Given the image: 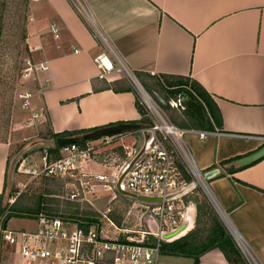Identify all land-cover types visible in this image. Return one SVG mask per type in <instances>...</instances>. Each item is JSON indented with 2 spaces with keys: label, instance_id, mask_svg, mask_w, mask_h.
Listing matches in <instances>:
<instances>
[{
  "label": "crops",
  "instance_id": "crops-1",
  "mask_svg": "<svg viewBox=\"0 0 264 264\" xmlns=\"http://www.w3.org/2000/svg\"><path fill=\"white\" fill-rule=\"evenodd\" d=\"M26 35L40 56L32 104L41 106L52 133H75L63 137L123 125L116 143L140 146L147 128L137 122L141 102L123 71L149 93L150 78L196 81L216 103L226 134L192 123L179 128L207 135L186 132L184 143L201 173L219 169L206 184L226 217L222 224L236 245L240 239L247 246L254 264H264V156L238 164L264 144V0H33ZM102 52L122 72L99 78L94 57ZM234 157L240 158L221 164ZM232 166L244 167L227 172ZM198 264L230 262L213 247Z\"/></svg>",
  "mask_w": 264,
  "mask_h": 264
},
{
  "label": "built area",
  "instance_id": "built-area-1",
  "mask_svg": "<svg viewBox=\"0 0 264 264\" xmlns=\"http://www.w3.org/2000/svg\"><path fill=\"white\" fill-rule=\"evenodd\" d=\"M94 64L99 78H106L112 71L122 72L107 52L96 55ZM141 96L140 102L152 121L146 129L151 138L131 166L143 140L140 146L118 144L123 149L120 154L115 134L61 146L44 145L38 149V158L14 163L6 204L13 203L21 193H33L37 181L54 179L60 181L57 197L62 202L89 206L96 215L74 218L40 214L30 229H9L6 223L0 229V247L9 252L11 264H172L163 259L161 244L168 241L162 234L178 228L194 214L196 205L185 200L193 188L182 195L167 196L191 183L178 164L188 177L195 178L194 188L196 183L201 185L202 173L184 143V135L192 132L204 139L207 133L177 127L153 99L150 105ZM185 100L186 96L178 93L169 105L183 111ZM124 171L120 181L124 191L160 200L142 201L119 193L117 183ZM103 192L111 195L102 207H97L95 201L102 198ZM120 197L129 209L117 223L112 218L113 204ZM236 243L248 264H254L247 246L240 239Z\"/></svg>",
  "mask_w": 264,
  "mask_h": 264
},
{
  "label": "rangeland",
  "instance_id": "rangeland-1",
  "mask_svg": "<svg viewBox=\"0 0 264 264\" xmlns=\"http://www.w3.org/2000/svg\"><path fill=\"white\" fill-rule=\"evenodd\" d=\"M33 0H7L6 8L0 9V14L5 22L3 35L0 38V186L2 187L1 206L7 202L6 196L10 189V184L13 181V166L18 160H31L34 156L38 158L39 150L44 145L33 142L40 139H49L51 137V130L49 128L48 120L41 106H34V95L39 91V85L36 80V70L39 63V53L35 48L29 47L27 39L21 40V34H26L29 27V16ZM40 65V64H39ZM125 81L136 91L138 99L141 100L143 93L133 82L132 77L123 71ZM139 81V79H137ZM142 80V79H140ZM143 81H139L142 88ZM151 86V92H147L149 96L158 104L166 113L170 122L178 127L194 124V120L189 118L184 111L171 108L169 105L170 99L173 97L168 89L163 86L162 79L150 78L147 80ZM146 86V85H145ZM147 87V88H148ZM148 88V89H149ZM146 90V89H145ZM168 105V106H167ZM96 140V139H93ZM117 143H121L117 141ZM116 145V144H115ZM118 145V144H117ZM118 151L123 154V149L118 145ZM23 180V176L17 177ZM190 182H194L195 178L189 176ZM7 182V188L4 189V183ZM189 183V182H188ZM190 184V183H189ZM188 184V185H189ZM46 181H37V185L33 189L35 195L43 192ZM51 189L56 195L60 194V185H50L47 187ZM110 192H103L101 199L95 201L97 207H102L107 201ZM204 197L212 209V215L217 217L221 223L224 221L222 215L217 210L214 202L205 192L203 187L196 183V188H193L185 198L195 203V198L199 205H203ZM59 203L58 207L64 208V203L55 198ZM197 203H195L196 205ZM88 207V206H85ZM85 207H81L83 209ZM114 212L112 218L117 222L126 215L129 209L128 203L118 198L113 204ZM195 225L197 220V208L195 210ZM131 217V216H130ZM137 217V215L135 216ZM34 219V218H33ZM32 218H10L6 223L9 229H30L34 226ZM211 223L210 214L207 209L201 211L199 214V225ZM169 261H172L169 260ZM0 264H11V256L7 250L0 247Z\"/></svg>",
  "mask_w": 264,
  "mask_h": 264
},
{
  "label": "trees",
  "instance_id": "trees-1",
  "mask_svg": "<svg viewBox=\"0 0 264 264\" xmlns=\"http://www.w3.org/2000/svg\"><path fill=\"white\" fill-rule=\"evenodd\" d=\"M6 1L7 0H0V9L4 7L6 8ZM4 24L5 22L3 21L2 25V17L0 14V38L3 35L2 26H4ZM21 35V40L25 41L27 38L26 34L23 33ZM163 86L168 89L169 93H171L173 97H176L178 93H183L186 96V99L195 101L200 105L204 113V121L198 119L197 116L189 109L186 108L184 110V113L189 116V118L194 120L195 124L197 123V128L207 132L226 134V131L223 129L222 117L216 103L196 81L190 79H181L180 81L173 83H163ZM137 108L141 114L140 120L137 121L140 124V128H148L151 126L152 121L148 116L145 107L137 102ZM73 134L75 133H51V137L49 139L59 136H71ZM238 158L240 157L226 159L222 161L221 164L232 163ZM178 166L185 177L189 180V177L186 175L182 166L180 164H178ZM243 167L244 166H232L227 170V172L232 173ZM45 181V188L43 192L39 194L28 195L34 193L25 192L21 193L11 204H5L4 206H1L2 202L0 203V229L4 227L10 218L13 217L33 219L40 214H57L63 217L70 216L74 218H86L96 215V213L89 206L85 207L65 202H63L65 204L64 208L58 207L59 203H56L57 205L55 206V201H57L55 198L57 195L47 187H50V185H60V181L54 179H47ZM3 187L4 189L7 188V182L4 183ZM202 198L203 205H199L198 200L195 198V203H197V220L194 229L178 239L170 242H162V254L192 256L194 258L193 264H198L199 256L202 253L213 247H218L223 252L230 264H244L233 238L229 235L221 221L212 215V209L205 201L203 196ZM185 200L188 201L187 198H185ZM81 207L85 208L80 209ZM205 209L209 211L211 223L209 225H199V214L201 211H205Z\"/></svg>",
  "mask_w": 264,
  "mask_h": 264
},
{
  "label": "water",
  "instance_id": "water-1",
  "mask_svg": "<svg viewBox=\"0 0 264 264\" xmlns=\"http://www.w3.org/2000/svg\"><path fill=\"white\" fill-rule=\"evenodd\" d=\"M185 105H186V108L189 109L190 111H192L201 121L205 120L202 108L200 107V105L197 102L188 99V100L185 101ZM122 130H124V126L123 125L116 126V127L100 128V129H96L94 131H91L89 133H86L85 135H83L82 138L59 136V137L51 138V139L36 140L35 142L32 143V145H35L37 143L38 144L41 143L43 145H52V146H56L57 145V146H61L63 144H66V143H69V142H75V141H78V140H81V139H83V140L96 139L98 137L111 135V134L120 132ZM142 134H143L142 146H141L139 152L136 154V156L129 163V166H131L133 164V162L141 155V153L144 150V146H145L146 142L149 141L150 138H151V132L149 130H144L142 132ZM263 156H264V144L259 149H257L256 151L250 153L249 155H247L245 157L240 158L238 160V164L239 165H246L248 163L256 161L257 159H259V158H261ZM126 171H127V169H126ZM126 171H124L120 175V177L118 179L117 188H118L119 193H121L122 195H129V196L135 197L136 199L142 200V201H157V200H160L159 198L142 197V196L133 195L132 193L124 191L120 187V181L122 180V178H123V176H124ZM218 173H219V169L214 168V169H211V170L199 175V179H200L201 186L203 187L205 192L208 194V196L212 199V201L214 202L217 210L220 213H222L220 208L218 207L217 203L215 202L213 196L211 195V193H210V191L208 189V186L206 184V180H208L211 177L217 175ZM194 187H195V183L191 182L188 186L184 187L183 189L179 190L176 193L170 194L169 196H167V198H170V197H173V196H176V195H182V194H184L185 192H187L188 190H190V189H192ZM1 199H2V195L0 193V203H1ZM222 217L226 220V217H225V215L223 213H222ZM191 224H192L191 216H187L185 218V220L181 223V225L178 228H176L173 231L163 233L162 234V238L165 241H168V242L173 241L175 239H178V238L184 236L188 232Z\"/></svg>",
  "mask_w": 264,
  "mask_h": 264
},
{
  "label": "bare ground",
  "instance_id": "bare-ground-1",
  "mask_svg": "<svg viewBox=\"0 0 264 264\" xmlns=\"http://www.w3.org/2000/svg\"><path fill=\"white\" fill-rule=\"evenodd\" d=\"M130 77H132V79H133V82H134V79H136L133 75H130ZM138 81H137V79H136V84H137V87L141 90V92L143 93V97L146 99V101H148V103L150 104V105H152L153 104V102H152V100L150 99V96L142 89V87L140 86V84H138L137 83Z\"/></svg>",
  "mask_w": 264,
  "mask_h": 264
}]
</instances>
